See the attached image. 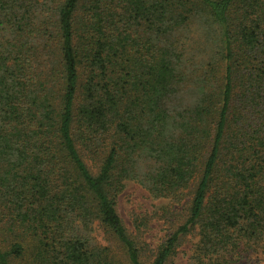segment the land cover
Masks as SVG:
<instances>
[{"label":"trees","instance_id":"1","mask_svg":"<svg viewBox=\"0 0 264 264\" xmlns=\"http://www.w3.org/2000/svg\"><path fill=\"white\" fill-rule=\"evenodd\" d=\"M127 182L163 202L131 228ZM188 237L187 264L264 255V0H0V264H169Z\"/></svg>","mask_w":264,"mask_h":264},{"label":"rangeland","instance_id":"2","mask_svg":"<svg viewBox=\"0 0 264 264\" xmlns=\"http://www.w3.org/2000/svg\"><path fill=\"white\" fill-rule=\"evenodd\" d=\"M162 204V201L152 199L147 192H145L137 184L127 182L124 191L119 197L117 211L125 225L131 228L134 215L145 212H153ZM164 235L165 231L163 230L162 225L155 223L151 226V230L145 238L148 243L155 247L163 239ZM91 236L95 242L102 245L105 244L104 234L96 226L93 227ZM195 241V237H188L184 241V244L180 248L177 256L169 264H187V257L190 254L191 246ZM254 264H264V255L260 258V260H255Z\"/></svg>","mask_w":264,"mask_h":264}]
</instances>
